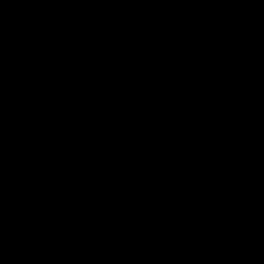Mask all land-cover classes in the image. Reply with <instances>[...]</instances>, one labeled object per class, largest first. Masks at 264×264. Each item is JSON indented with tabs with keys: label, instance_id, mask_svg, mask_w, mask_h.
Listing matches in <instances>:
<instances>
[{
	"label": "water",
	"instance_id": "obj_1",
	"mask_svg": "<svg viewBox=\"0 0 264 264\" xmlns=\"http://www.w3.org/2000/svg\"><path fill=\"white\" fill-rule=\"evenodd\" d=\"M0 264H264V0H0Z\"/></svg>",
	"mask_w": 264,
	"mask_h": 264
}]
</instances>
